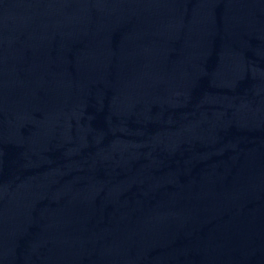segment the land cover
Returning a JSON list of instances; mask_svg holds the SVG:
<instances>
[{
    "label": "water",
    "instance_id": "1",
    "mask_svg": "<svg viewBox=\"0 0 264 264\" xmlns=\"http://www.w3.org/2000/svg\"><path fill=\"white\" fill-rule=\"evenodd\" d=\"M0 264H264V0H0Z\"/></svg>",
    "mask_w": 264,
    "mask_h": 264
}]
</instances>
